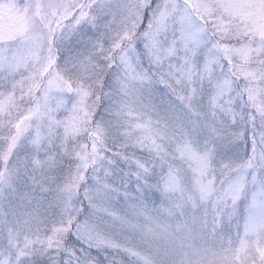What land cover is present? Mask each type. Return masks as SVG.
<instances>
[{
  "label": "snow or ice",
  "instance_id": "1",
  "mask_svg": "<svg viewBox=\"0 0 264 264\" xmlns=\"http://www.w3.org/2000/svg\"><path fill=\"white\" fill-rule=\"evenodd\" d=\"M0 264H264V0H0Z\"/></svg>",
  "mask_w": 264,
  "mask_h": 264
}]
</instances>
